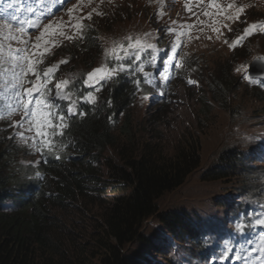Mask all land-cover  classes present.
<instances>
[{
    "label": "trees",
    "instance_id": "obj_1",
    "mask_svg": "<svg viewBox=\"0 0 264 264\" xmlns=\"http://www.w3.org/2000/svg\"><path fill=\"white\" fill-rule=\"evenodd\" d=\"M150 58L143 54L135 67ZM134 70L126 64L114 79L100 82L101 98L91 104L81 100L91 91L81 79L70 84L76 112L55 105L68 128L56 137L53 153H37L33 168L12 134L0 131V264H205L213 258L205 238L217 239L240 218L237 209L256 182L254 161L237 146L217 150L208 161L199 138H179L169 153L143 138L132 110L145 80ZM216 88L222 90L212 92L214 107H204L202 121L228 103L223 84ZM196 173L203 185H217L210 213L205 206H161ZM208 218L220 229L209 232ZM149 223L155 227L146 230Z\"/></svg>",
    "mask_w": 264,
    "mask_h": 264
},
{
    "label": "rangeland",
    "instance_id": "obj_2",
    "mask_svg": "<svg viewBox=\"0 0 264 264\" xmlns=\"http://www.w3.org/2000/svg\"><path fill=\"white\" fill-rule=\"evenodd\" d=\"M220 2H234L238 7L243 6L244 12L241 13L239 21L217 17L215 27L219 32L211 30L212 17L203 15L207 7L206 0H67L64 7L39 28L23 34L16 32L14 28L11 31L20 39L29 40V48L43 31L44 25L49 23H52L54 28L57 25L65 26L63 30L75 37L72 40L55 38L54 45H49L50 50L43 57L44 62L39 65V69L43 71L61 60L67 61L60 64L49 76L47 87L51 92L47 99L55 105L69 103L68 108L71 105L72 109V95L70 100L60 99L55 95L57 82L67 79L71 83L78 78H86L87 72L106 62L104 49L111 47L113 41H123L127 36L149 34L147 42L155 47L146 52L155 55V62L145 65L144 72L148 75L142 74V78L147 81L149 88L141 87L136 93L132 110L133 125L138 134L161 144L166 153L173 151L179 138H199L204 159L208 161L217 150L232 146L249 151H245L244 156H250L254 161L256 182L248 186L247 190L252 188L250 194L254 196V203L249 205L246 211L253 210L251 226L260 234L248 235L246 238L251 240L240 246L235 235L239 234L243 221L241 218L235 225L228 227L227 235L220 233V237H217L223 240L220 244L215 245L216 237L208 238L216 253L207 264H264V251H261L264 247V240L261 239L264 225L256 223V220L264 219V133L260 132L261 126L264 125V77L248 76L249 60L264 54V33L257 30L253 36L245 37L235 48L228 47V43L240 36L248 24H264V0ZM73 5H77V8L70 19L67 10ZM89 13L91 19L86 18ZM78 17H85L82 22L89 26L84 29L83 38L77 37L76 30L67 26L70 23L75 24ZM145 18H150L151 21L148 23ZM199 21L205 23L201 24ZM188 25L192 27L189 28ZM201 28L204 29L203 32L200 31ZM170 29L172 33L164 35ZM2 35H9V30L2 29ZM161 37L163 39L159 40ZM2 42L13 48L22 46L17 40L2 39ZM174 43L179 45L175 53L172 50ZM241 50H245L244 55ZM130 59L117 62L113 57L107 62L110 66L117 63L126 65L130 63ZM177 60L181 61L182 67H176ZM135 68V65L132 66V69ZM34 79V76L29 75L24 87H30L27 81ZM190 80L195 83H189ZM11 81V63L0 61V115L6 114L9 105L15 106ZM218 81L226 89L228 103L222 107L215 106L210 111L209 119L202 121L204 107H214L212 92L222 90L216 88ZM70 83L64 87L62 95L65 91L70 92ZM253 92H258L259 95L254 96ZM32 95L35 98L39 93ZM94 95L95 101H99L102 91H96ZM21 115L22 112L16 111L10 117L0 119V131L12 134L13 141L17 142L15 146L23 152L22 157L36 164L37 151L30 147L31 141L26 144L16 136L17 132H24L25 136L33 135L26 131L27 123L23 128L10 126L13 121H19ZM104 153L109 156L112 154L109 150ZM216 186L203 185L196 173L181 188L166 194L159 203L162 207H185L194 211L205 206V211L210 213L208 204L214 201V196L211 195L215 193ZM248 201L249 196L244 199L245 207ZM76 206L78 211H81V205L76 203ZM52 212L57 213L53 210ZM84 213L88 220L94 217L93 214ZM242 213L245 214V209ZM207 226L212 231L215 228L213 222ZM151 227H155V224H147L146 230ZM85 229L88 232L90 227ZM232 250L238 251L240 257L234 255Z\"/></svg>",
    "mask_w": 264,
    "mask_h": 264
},
{
    "label": "snow or ice",
    "instance_id": "obj_3",
    "mask_svg": "<svg viewBox=\"0 0 264 264\" xmlns=\"http://www.w3.org/2000/svg\"><path fill=\"white\" fill-rule=\"evenodd\" d=\"M207 7L203 11L205 17H212V26L211 30L213 32H219V29L215 27L216 18L221 17L227 20L236 21L241 20V13L244 12V7H238L234 2H225L221 3L220 0H206ZM187 8V5H185ZM77 8V5H73L72 8L67 10L69 17L71 19L73 11ZM212 9L214 11H209ZM190 10V9H189ZM95 11V9H93ZM91 19V13L86 17ZM85 17L76 18L75 24H69L67 26L72 27L76 30V36L83 38L84 29L89 27L85 25L82 21ZM199 20V17H198ZM201 24H204L205 21H199ZM35 26V25H33ZM65 26L57 25L55 28L52 23L44 25L43 31L35 38V43L31 44L29 48V40L20 39L18 36L12 33V26L7 22H0V61H8L12 66V81L10 82L12 96L15 100V106L9 105L6 114L0 115V119H5L6 116L10 117L14 112H22L21 118L19 121H13L10 125L14 128H23L24 124L27 123L28 127L27 132L33 133V135L25 136L24 132H17L18 136L23 143H29L31 141L30 147L42 154L53 153L56 146V137L64 135V130L68 128L66 122V116L63 114H58L53 111L55 105L52 104L48 99V95L51 90L47 87L48 78L52 75L59 67L60 64L67 63L66 60H61L56 65H51L46 69L41 71L39 65L42 64L43 57L50 50L49 45H54L55 38L63 37L67 40H72L75 37L68 35L64 30ZM187 27L191 28V25ZM227 27V25H225ZM2 29H8L9 35L3 36ZM232 29L230 28L229 31ZM259 30L261 33H264V24L251 23L243 28L242 34L237 36L231 43H228L230 49L235 48L239 43H241L245 37L253 36L256 31ZM23 28L16 29V32L21 34L24 33ZM171 31V29L169 30ZM201 32L204 31L203 28L200 29ZM149 34H144V36H127L123 41H113L112 46L104 49L105 63H102L100 66L93 68L91 71L85 74L86 78L83 79V84L86 86L90 85H99L102 81L114 79L120 72L125 70L126 65L123 63H117L115 66H110L107 61H110L113 57L117 62L123 61L126 58L130 59V63L127 64V67H132L141 61L142 54L148 49H154V45L147 42V36ZM45 37H48L47 39ZM2 39L8 40H17L22 46L13 48L11 45H5L2 42ZM211 39V37H209ZM219 39V35L217 36ZM179 45L174 43L172 45V50L175 53L176 48ZM151 60L149 63L155 62V55L151 54ZM176 67H182L180 60L176 61ZM135 72L143 73L145 76L148 74L144 72L143 62L135 68ZM31 75L34 76V80H29L30 87H24L26 78ZM248 79V77H245ZM189 83H195L194 81H188ZM70 83L69 80H61L56 83L55 95L60 99L70 100L71 92L65 91L62 95V91L65 86ZM100 89L96 87L98 92ZM33 93H39L35 98H33ZM88 102H94L96 96L92 91H89L87 96L82 97ZM75 101H72L74 104ZM71 105L68 108V112H72ZM55 117V120H53ZM257 224L264 225V219L256 220ZM240 226L238 225V228ZM261 239L264 240V234H262ZM261 251H264V247L261 248ZM226 255V253H225Z\"/></svg>",
    "mask_w": 264,
    "mask_h": 264
},
{
    "label": "water",
    "instance_id": "obj_4",
    "mask_svg": "<svg viewBox=\"0 0 264 264\" xmlns=\"http://www.w3.org/2000/svg\"><path fill=\"white\" fill-rule=\"evenodd\" d=\"M262 70H264V57L254 59L249 67L250 76L261 75Z\"/></svg>",
    "mask_w": 264,
    "mask_h": 264
}]
</instances>
